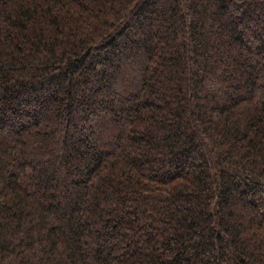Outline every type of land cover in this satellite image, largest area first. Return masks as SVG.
<instances>
[{
	"label": "trees",
	"instance_id": "trees-1",
	"mask_svg": "<svg viewBox=\"0 0 264 264\" xmlns=\"http://www.w3.org/2000/svg\"><path fill=\"white\" fill-rule=\"evenodd\" d=\"M0 264H264V0H0Z\"/></svg>",
	"mask_w": 264,
	"mask_h": 264
}]
</instances>
